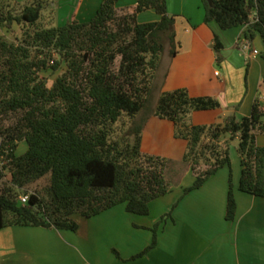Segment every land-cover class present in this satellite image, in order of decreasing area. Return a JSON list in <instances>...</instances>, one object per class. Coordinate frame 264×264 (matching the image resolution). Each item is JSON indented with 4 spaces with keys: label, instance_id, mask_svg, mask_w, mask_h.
Listing matches in <instances>:
<instances>
[{
    "label": "trees",
    "instance_id": "trees-1",
    "mask_svg": "<svg viewBox=\"0 0 264 264\" xmlns=\"http://www.w3.org/2000/svg\"><path fill=\"white\" fill-rule=\"evenodd\" d=\"M15 1L0 0V29L21 28L14 41L0 34V157L5 159L0 184L7 179L0 186V230L41 227L77 232L75 215L91 219L120 205L133 215L148 216L151 203L175 186L169 176L178 164L196 177L181 199L228 167L226 219L235 221L230 158L235 139L240 140V190L264 199V147L257 145V136L264 135V109L259 99L250 117L238 120L232 115L223 124L193 125V113L218 111L220 102L193 97L187 89L163 92L152 116L172 122L175 138L187 143L180 162L142 151L147 119L134 123L127 135H117L124 118L134 121L147 108L166 41L171 59L179 52L176 16L169 14L167 0H137L134 11L126 14L118 12L120 0H103L88 23L74 19L45 28V0ZM202 2L205 24L213 30L245 27L246 40L259 37L264 44V0ZM147 11H155L160 20L139 23L138 16ZM217 30L214 50L221 61L224 45ZM63 64L66 71L50 87L41 73L58 72ZM5 121L12 123L5 126ZM225 134L230 137L222 143ZM24 141L28 150L17 156ZM200 165L208 169L196 174ZM3 170L9 171L8 178ZM41 181L47 198L41 189L29 193ZM22 193L29 196L27 204L20 201ZM164 218L152 230V244L133 260L157 246Z\"/></svg>",
    "mask_w": 264,
    "mask_h": 264
},
{
    "label": "crops",
    "instance_id": "crops-1",
    "mask_svg": "<svg viewBox=\"0 0 264 264\" xmlns=\"http://www.w3.org/2000/svg\"><path fill=\"white\" fill-rule=\"evenodd\" d=\"M172 1L174 8L171 9L170 0L167 4L169 14L176 16L179 52L168 69L162 71L161 91L187 89L193 97H213L220 102L218 111L193 113V125L223 124L232 115L238 120L250 117L257 99L264 109L261 38L253 40L251 49L245 50V27L228 31L214 27L224 45L218 61L213 30L205 24L202 0ZM102 2L91 0L90 4L98 5L99 10ZM136 5L137 0H120L117 9L120 14L132 13ZM159 20L155 11L138 16L139 23ZM254 50L259 54L254 56ZM151 122L145 127L142 141V151L148 154L150 124L164 127L171 139L175 136V126L170 122ZM222 137L226 140L230 136ZM177 143L183 158L187 143L175 139L174 144ZM257 145L264 147V135L257 136ZM229 175L230 169L225 167L181 199L184 189L195 182V175L187 169L182 179L189 177L191 184L184 186L180 182L174 186L167 196L151 203L150 214L144 217L133 215L127 212L126 205H120L85 219L84 224L80 222L79 227L86 228L77 232L41 227L0 230V264H264V199L240 190L241 167L237 175L233 172L237 216L235 221H227ZM163 217L157 246L146 256L133 260L152 244V230Z\"/></svg>",
    "mask_w": 264,
    "mask_h": 264
},
{
    "label": "rangeland",
    "instance_id": "rangeland-1",
    "mask_svg": "<svg viewBox=\"0 0 264 264\" xmlns=\"http://www.w3.org/2000/svg\"><path fill=\"white\" fill-rule=\"evenodd\" d=\"M30 0H16L15 3H25L28 2ZM46 1V8L43 12V18L41 21V27L45 28V27H53V26H63L65 25L67 22L72 21L74 19L83 22V23H88L90 22L93 17L96 15L97 13V7L92 6V4H90L91 0H45ZM171 2V9L174 8L175 6V1L173 2L172 0H170ZM168 5V4H167ZM210 29L213 30V28L211 26H209ZM20 33H21V28L18 26H14V28L11 30L8 29H0V34L6 36L9 40L14 41L17 37H20ZM213 35H215V32L213 30ZM170 47H169V43L168 41H166V50L164 52V54L162 55V63H161V67L158 70V72L156 73V78L153 84V92L152 95L150 97L149 100V104L147 105V108L144 109L137 117L136 120L134 121H130L128 118H124L122 120V122L117 126L116 130H117V135L119 137L125 136L130 132L131 127L134 125V123H141L142 120L147 119L146 123L144 124L145 127L147 124H149L151 121H158L155 123H159L158 118L152 116V113L155 111L157 104L159 102V99L162 95V87H163V81L162 80V71L168 69L170 63H171V57H170ZM67 69L66 64H63V66L61 67V69L58 72H53L52 70H47V71H43L41 73V76L47 79V83L48 85L51 87L53 82L60 76L62 75ZM173 92V91H171ZM161 121H165V120H161ZM191 121V119H190ZM151 122V123H153ZM12 122L11 121H5L4 125L8 126L10 125ZM169 123V121H168ZM171 124H173L172 122H170ZM1 125V124H0ZM174 125V124H173ZM211 125V124H209ZM2 126V125H1ZM144 127V130H145ZM152 127V128H150ZM144 133V131H143ZM175 135V134H173ZM174 140L176 139L175 136L173 138ZM169 138L168 135V131H166V129L164 127H156V125L154 126H149L148 128V134H147V140L146 142L148 143V149H151V152L149 154L152 155H157V156H161L163 158H166L168 160L171 161H177L180 162L182 161V159L180 158V154H181V149L180 148V143H177L178 146H176L177 144H174V140ZM177 141H183L180 139H176ZM228 139L225 140V138L221 137V142L225 143V141H227ZM176 143V142H175ZM239 144H240V140L239 139H235L230 143V158H231V163H232V173L234 172V174H238L240 168L242 167V165L240 164V156H239ZM180 146V147H179ZM28 150V145L27 143L21 142L19 144V147L16 151V155L17 156H21L24 153H26ZM147 150V149H145ZM148 154V153H147ZM180 158V159H179ZM180 160V161H179ZM5 165V159H3L2 157H0V168L3 169ZM188 168L186 166H184L183 164H178L176 166V168L174 170H172L170 172V181H172L173 185L178 186L180 182H182V185L184 186H188L191 184V180L189 177H183L184 173L186 172ZM206 169H208L207 166L205 165H200L197 169H196V174H200L201 172H204ZM4 171V175L6 176V178H8L9 176V171L8 170H3ZM192 172V171H191ZM193 173V172H192ZM191 175V174H190ZM195 174L193 173V176ZM196 178V177H195ZM7 179H4L0 186H3L4 181H6ZM46 183L44 181H41L40 183H38L37 185L34 186V188H32L29 193H33L35 192L36 189L40 190L41 192L44 193V198H47V193H46ZM21 196H25L24 193L21 194ZM74 220L78 223V226L80 224V222L82 223V221H85V218H83L81 215H75ZM84 224V222L82 223ZM79 228H86L85 225H80ZM78 228V229H79ZM102 252V251H101Z\"/></svg>",
    "mask_w": 264,
    "mask_h": 264
},
{
    "label": "built area",
    "instance_id": "built-area-1",
    "mask_svg": "<svg viewBox=\"0 0 264 264\" xmlns=\"http://www.w3.org/2000/svg\"><path fill=\"white\" fill-rule=\"evenodd\" d=\"M244 49H245V50H250V49H251V43H250L248 40H246V39H245V42H244ZM258 54H259L258 51H256V50L253 51V55H254V56H256V55H258ZM216 75L218 76L219 74L217 73ZM20 201H21L23 204H27L28 201H29V196H27V195H25V196H21V197H20Z\"/></svg>",
    "mask_w": 264,
    "mask_h": 264
},
{
    "label": "water",
    "instance_id": "water-1",
    "mask_svg": "<svg viewBox=\"0 0 264 264\" xmlns=\"http://www.w3.org/2000/svg\"><path fill=\"white\" fill-rule=\"evenodd\" d=\"M210 5H213V0H207Z\"/></svg>",
    "mask_w": 264,
    "mask_h": 264
}]
</instances>
